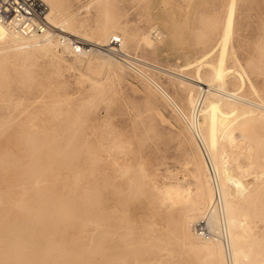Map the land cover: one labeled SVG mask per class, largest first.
Segmentation results:
<instances>
[{"label": "rangeland", "instance_id": "rangeland-1", "mask_svg": "<svg viewBox=\"0 0 264 264\" xmlns=\"http://www.w3.org/2000/svg\"><path fill=\"white\" fill-rule=\"evenodd\" d=\"M39 1L53 25L96 48L22 45L0 26V264H208L195 259L203 242L191 231L213 206L200 191L215 175L190 123L191 97L196 110L207 97L197 100L186 79L199 68L211 80L229 1ZM234 21L226 66L243 70L245 83L228 75L225 90L256 116L239 121L235 147L219 141L218 164L243 175L234 207L247 225L236 232L245 264H264V0H237ZM104 36L122 39L127 58ZM165 185L191 192L200 211L165 199ZM190 216H199L193 227Z\"/></svg>", "mask_w": 264, "mask_h": 264}, {"label": "bare ground", "instance_id": "bare-ground-1", "mask_svg": "<svg viewBox=\"0 0 264 264\" xmlns=\"http://www.w3.org/2000/svg\"><path fill=\"white\" fill-rule=\"evenodd\" d=\"M228 1H229V8L227 10L228 12H227L226 18L223 21L224 26H222L223 27V34L221 37L222 39L220 38L221 42H219V44L217 43V45L220 46L219 47L220 50H219V53L217 55L218 58H216L217 64H215V66H213L211 80L207 84H204L202 79H201V76L199 74V68L197 70L195 78L186 79V82L189 81L190 84L191 83L194 84V86L199 90V94L196 98L197 100L200 97H202V98L204 96L207 97V99H205L207 101L203 105L204 107L198 108L197 110H196V108H197L196 107V105H197L196 101H194V99L191 97L190 104H191L192 109H194V113H193V116H191L192 118L190 120V123L192 126H194L196 128L197 131H200V133H201V138L198 137V136H200L199 133H198V136H197V134H196V136H197V138L202 140L201 143L198 142V143H200L199 144L200 146L198 147V148H200L199 151L201 150V152H202V153L201 152L200 153L203 155L205 153V155L207 156V157H204V159H205L204 164H205L206 170L208 171V176H209V172H213L215 175V182L213 184L210 183L209 177L207 178V181H206L207 191H206V193H204V190L200 191V192H202V194H203L202 197H204L205 201L207 202V205H210V203H212L211 205H213L210 208V212H209V215L207 217L208 229L215 235V238L219 237L221 235L223 229L226 230V234H225V240L226 241L225 242L222 238H220V239L216 238L217 241H215L216 239L204 241V240H201L198 237H196V235L194 233H192V231H191V234L193 237L195 236L197 239H199V241L201 240L203 242V243H201L203 245L201 247H199L198 249H196L193 253L195 259L196 260L204 259V260H206V262L208 264H212L214 262V260H216V259H218L219 264H245V262L248 259H250L249 254L246 251H244V249H243V245L246 241H242L240 236L236 232L238 227L246 228V227H244L247 225V220L244 216L245 213L243 214L242 210H239L237 207L236 208L234 207L235 203H240L239 200L241 197L236 198V195L237 194L240 195L241 193H243L245 191L246 182L244 184L243 181H245V180L243 179V175L241 176L242 178L239 179L238 177L234 176L230 172L224 170L226 167L225 168L219 167L220 165L218 164V154H217V146H218L220 140L223 142L225 141L229 145L235 147V145L237 144L238 141L236 140L234 135L237 131L238 132L240 131L241 127L244 124L243 121H247V120H243L241 122H239V121L242 118L243 119L244 118H250L251 119V116H252L251 111H247L248 109L247 110L239 109L236 105L238 102H240V104L242 105L241 101H245L244 99L239 98L237 96V94H229L225 90L224 79L228 75L231 76V74H234L239 78L242 85H244V83H245L244 77H243L244 74L241 73L243 71L242 69H241L242 71L239 72L237 70L229 69L226 66L227 65L226 61H227V56H228V48H229L230 43H231V37H233L232 36L233 31H234L233 26H234V22H235L234 19H235V14H236V10H237V0H228ZM42 4H44V3H42ZM50 8H51V10L53 9L52 7H50ZM48 17H49V20L52 24H56L55 21H57V20L54 21L49 13H48ZM65 24L66 23L57 25V27L59 26V28L61 29L65 26ZM2 28H4V27H2ZM5 30L8 33L16 36V38L17 37L20 38L21 42H23L22 40H24V43L22 45H26V40H28V39L20 37L15 32L8 31L7 29H5ZM2 31H0V39H4V37H5L4 33ZM61 32L65 33V31H63V30H61ZM67 35H69V34H67ZM71 35H69V36H71ZM105 35H107V34H105ZM117 38H118L117 36H113L110 38V40L117 39ZM103 39H104L103 41L105 42L103 44H105V45L108 41L110 42V40L106 39V37ZM20 40H19V42H20ZM6 41L7 40H5V43H6ZM33 41H35V40H33ZM53 41L56 42L52 38H45L44 40H41L39 42H38V40L35 41V45L42 46L44 44H47L50 47L51 45H49V44H53ZM121 41L123 42L122 39H121ZM0 42H1V40H0ZM82 43L84 45V51L82 52V54H85V52H86L85 48H87L89 44H84V42H82ZM30 44H33V43H30ZM92 45H94V44H92ZM122 45L124 46V43H122ZM4 46H6V45H4ZM15 46H17V45H15ZM30 46L33 47V45H30ZM102 46H104V45H102ZM90 47L93 48L94 46H90ZM97 47H99V45ZM28 48H30V47H28ZM94 48H96V45ZM122 49H123V47H122ZM87 51H89V50H87ZM109 51H111V49ZM40 52L41 51H39V53ZM44 52H45V50H44ZM94 52L97 53V51H94ZM211 52L213 53L214 51H211ZM211 52L209 55L212 54ZM208 56L204 57V59H202V60H205L206 58H208ZM202 60H199V62H201V65L203 64ZM199 62H197L198 63L197 65L200 64ZM195 65L193 64L191 67H193ZM201 65H199V66L203 67ZM207 65H210V64H207ZM188 68H190V67H188ZM242 85H241V89L243 88ZM204 87L205 88L207 87V89L206 90L202 89ZM214 87H216V89H218V90H215ZM241 89L239 88V90H241ZM255 95H256V93H255ZM164 96L173 104V102L171 101V99L167 95L164 94ZM224 97L226 99L228 98L230 100L228 101ZM249 102H247V103L249 104ZM261 103H263V102H261ZM240 104H238V105H240ZM258 105L259 104H257L256 107L261 106V105L260 106H258ZM243 106H246V104H244ZM252 106H255V105H252ZM262 106H264V105H262ZM246 107L250 108V106H246ZM252 108L253 107H251V109ZM263 108L264 107H261V109H263ZM256 110L257 109H255V111ZM261 111H264V110H261ZM254 116H256V114ZM254 116H252V118ZM197 117H202V120H201L202 123L200 122L199 125L196 124L197 123L196 122ZM197 126H198V128H197ZM243 130H244V128H242L241 132H243ZM193 131H195V130H193ZM245 132H247V131H245ZM193 135H195V134H193ZM241 137H242V135H241ZM238 146H239V144H238ZM236 148H238V147L236 146ZM241 148L242 147H240V149ZM251 149H250V158L248 157V154L245 153V154H247V156L246 155L245 156L249 158L248 161L252 157L251 154L253 153V150H251ZM242 151H245V150H243V148H242ZM247 152H248V149H247ZM203 155H202V157H203ZM248 168H249V171H248ZM248 168L246 167V170L243 172L248 171L251 174L250 168L252 169V167H250V164H249ZM247 174L248 173H246V175ZM262 175H264V174H262ZM244 176H245V173H244ZM260 177L263 178V176H260ZM242 179H243V181H242ZM247 182H248V180H247ZM249 183H250V181H249ZM249 185L252 187V184H249ZM249 185H247V186L249 187ZM247 190H249V189H247ZM158 191H159V193L163 194V196H165V199H168V201H170V202H172L178 206L179 205H185L186 207L191 208V211L199 209L198 206H200V203L197 202L193 198L194 197L193 194L191 192H189L188 190L183 189L180 186L165 185L162 188H159ZM202 194H200V195H202ZM215 194H217V198L214 197ZM239 195H237V196H239ZM245 198H246V196L244 197V199ZM237 199H238V201H237ZM204 206H205V204H204ZM199 211H200V209L198 210V212ZM206 211H209V210L207 209ZM204 215L205 214H203V216ZM198 217L199 216H190L187 223L193 227V225L199 219ZM243 228L241 229V231H243L242 233H244ZM244 236H246V234ZM249 237H250V235H249ZM249 237H247V238L249 239ZM250 240H247V241H250ZM250 244H251V242H250ZM223 249L225 250L226 257L224 256ZM2 254L3 253L0 252V256ZM227 260H228V262H227Z\"/></svg>", "mask_w": 264, "mask_h": 264}, {"label": "built area", "instance_id": "built-area-1", "mask_svg": "<svg viewBox=\"0 0 264 264\" xmlns=\"http://www.w3.org/2000/svg\"><path fill=\"white\" fill-rule=\"evenodd\" d=\"M0 26L28 40L52 38L61 50L72 54L79 55L84 51L80 40L61 32L50 22L47 8L39 0H0ZM109 48L122 58H127L120 38L110 40ZM138 62L142 63L141 60ZM208 215L203 216L193 227L196 237L204 241L219 238H215L208 229ZM220 238L226 241L225 237Z\"/></svg>", "mask_w": 264, "mask_h": 264}]
</instances>
